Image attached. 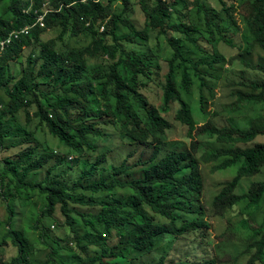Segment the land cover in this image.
Wrapping results in <instances>:
<instances>
[{
	"label": "trees",
	"instance_id": "1",
	"mask_svg": "<svg viewBox=\"0 0 264 264\" xmlns=\"http://www.w3.org/2000/svg\"><path fill=\"white\" fill-rule=\"evenodd\" d=\"M139 1L147 17L144 29L129 20L130 0H0V41L11 31L33 24L45 7L50 9L45 26L36 24L29 35L15 40L0 54V90L4 92L0 94V147L3 151L19 149L13 159L3 160L2 175L12 177L7 181L0 178V194L7 202V215L1 223L0 264H33V242L23 229L15 228L16 212L10 201L26 205L36 189L46 200L42 216L33 226L49 250L43 264H216L220 262L216 256L210 261L169 260L168 254L156 250L162 243L173 245L185 236L207 231L208 219L214 214L222 217L241 203L259 208L264 180L251 182L241 194L237 188L244 178L257 176L264 169V143L257 141L264 136V66L243 62L240 80H229L235 89L234 100L227 107L238 110L249 106L253 110L261 106L260 114L249 115L245 126L233 114L225 118L226 124L219 125L215 122L221 115L217 111L208 113L204 124H197L189 97L193 71L201 81V90L207 87L212 93L213 85L200 67L207 64L215 69L222 61L224 57L216 50L219 42L234 45L228 34L241 32L239 15L253 41L264 50V0H240L237 5L217 0L220 9L211 0ZM194 9L205 15L206 29L193 19ZM52 28H58V33L44 40L43 33ZM153 30L167 43L163 48L169 64L165 80L163 56L150 44ZM74 37L91 41L84 48L73 49L70 39ZM201 40L212 51L207 59L197 62L187 46L191 42L196 48L191 49L193 53L207 52ZM88 58L108 60L107 68H90ZM11 61L19 63L17 74L12 72ZM234 61L232 57L229 71L234 72ZM151 82L162 87L161 106L145 94ZM201 103L205 107L204 94ZM175 104L179 105L175 118L188 127L189 137L211 141L212 147L202 157L201 143H192L190 149L173 143L177 147L170 148L167 133L173 124L165 114ZM22 112L24 124L19 121ZM40 129L47 130L76 158L54 154L47 142L38 139ZM7 139L14 142L6 144ZM126 144L132 147L128 157L107 168L109 154ZM139 148L153 151L148 159L141 156L135 164L145 168L144 176L122 180L121 175L133 169L129 162ZM203 162L209 164L210 173L237 170L231 180L220 184L210 206ZM78 166L81 173L72 178L71 171ZM43 169V181H27L30 174ZM74 205L93 211L82 213ZM59 206L72 228V234L64 239L54 238L52 227L43 225V218L54 216ZM81 225L87 229L84 235L78 232ZM263 225L250 227L248 221H239L235 233L237 228L244 233L236 239L244 244L242 253L247 260L243 263L231 257L233 264L264 263ZM9 246L17 253L6 260L4 251ZM63 250L67 257H61ZM151 254L159 257L145 258Z\"/></svg>",
	"mask_w": 264,
	"mask_h": 264
},
{
	"label": "rangeland",
	"instance_id": "2",
	"mask_svg": "<svg viewBox=\"0 0 264 264\" xmlns=\"http://www.w3.org/2000/svg\"><path fill=\"white\" fill-rule=\"evenodd\" d=\"M130 11L128 13L129 20H131L139 29H144L147 25V17L146 12L143 8V5L139 0H130ZM240 0H226L227 4H235ZM211 4L215 6L216 8L220 9L221 4L217 0H211ZM120 10H122V6H119ZM225 16L224 14H222ZM193 19L196 21L197 24L201 25L203 29H206L205 27V15H199L196 9L193 10ZM237 21L239 25L241 26V32H238L237 34L230 32L228 34L229 39H231L234 43L233 46L228 45L225 42H219L216 50L221 57H224L221 62L215 64V69H211L209 65L202 64L200 69L202 73L206 76L207 82L211 83L213 85L212 93L210 90L205 87L204 91L201 90L200 84L201 81L198 77H195L194 71L192 72L194 84H193V92L192 95L189 97V101L191 102V105L193 107V115L195 118V121L197 124L201 125L207 122L208 119V113L217 111L221 115L215 119V122L219 125L226 124L225 118L229 114H233L232 116L237 117L239 123L243 126H245L246 118L250 116H257L260 114L261 106H257L253 110L249 106L247 108H240V109H232V107H227L233 100L234 97L232 95V91L235 89L233 85H230V81H236L238 82L240 80L239 73L244 68L243 62H248L253 65L261 64L264 66V50L258 44L257 42L253 41V37L250 34L247 27L242 22V18L239 15L237 17ZM123 31L125 33H129V29L123 27ZM58 33V28H52L43 33V39L47 40L48 38L56 36ZM158 30H153L151 32V39L150 44L151 48L155 49L156 52L160 57L163 56V48L167 45L165 37H161V40L157 38ZM91 39H85L82 37H74L70 39V46L73 49H79L84 48L90 43ZM127 47L129 45L125 42H123ZM201 46L206 49L207 52L204 53H193L191 49H196L195 46L189 42L187 46V52L197 61L200 62L204 59V57L207 59V53L212 51V47L207 44L204 40H201L200 42ZM141 49H143L142 46H139ZM190 50V51H188ZM232 57H235L234 61V72L229 71V63L230 59ZM166 54L161 59L162 64V77L163 80H165V75L169 71V64L167 61ZM107 61L106 59L99 58V59H93L88 58L87 63H89L90 68L93 67H99L100 69H106L107 68ZM12 70L15 74L18 73V67L19 64L16 62L13 63L11 66ZM250 74L256 73V71L249 70ZM151 89L145 90V94L149 96L151 101L155 103L158 106L162 105V96H163V90L162 87L159 86L156 82H151L150 84ZM4 92L0 90V94H3ZM205 95L206 98V104L205 107L201 103L202 95ZM55 99V98H54ZM58 100V99H55ZM225 106V107H224ZM179 109V105L175 104L173 105V108L171 112L165 114V116L171 121L173 124V128L168 131V141L170 143V148L174 149L177 147V144L173 143H181L180 148L186 149L190 148L191 143L193 139L189 137L188 127L184 126L183 124L179 123L175 116L177 114V111ZM236 111V112H235ZM234 112V113H233ZM19 121L24 124L25 123V115L24 113L19 114ZM17 128V126L15 127ZM31 129L34 128V124L31 125ZM37 137L42 142H47V144L51 147V150L56 155L61 156H71V158H76V154H69L71 151L69 148H67L64 145H61L60 142H58L56 139L52 138V136L48 133L47 130H38L37 131ZM197 138V137H193ZM204 141V149L202 153H204L208 148L212 147L211 141L207 137L202 138ZM258 142L264 143V136H260L257 138ZM14 142L13 139H7L6 144ZM132 149L129 145L120 146L117 149H115L112 153L108 156V164L105 163V166L107 168H111V163H117L121 164L125 158L128 157L129 150ZM19 151L18 148H11L9 150L3 151L0 147V178L4 175V163L3 160L5 158H14L16 153ZM153 151H147L146 149L139 148V151L137 154H135L130 162L129 165L133 166V169L129 172V174H123L121 175V179H127L132 180L134 178L138 179L144 176L145 168L142 166H136L135 164L140 160V157L148 159ZM100 155V154H99ZM97 156H93V159H95ZM56 161V160H54ZM53 161V162H54ZM52 165L51 163L48 165ZM67 165L63 166L61 169H65ZM81 167H75L71 171L70 176L72 178H77L81 173ZM204 169L207 176V198L208 202L211 200L212 196L216 194L220 188V184L224 181L231 180L233 176L237 174L236 168H231L226 171H219L216 173H210L207 165H204ZM46 176L45 169L40 170L38 172H34L30 174V176L27 178V181L29 182H41L44 180ZM7 177H12L11 174H6L5 181H7ZM264 180V169L257 174V176H254L252 178H244L240 186L237 188L238 193H243L247 191L249 188V185L253 181H262ZM1 187V182H0ZM31 192V191H30ZM31 201L27 202L28 204L24 205L21 204L20 200H17L15 202L10 201L14 205V209L16 212L14 225L15 228L20 230L23 229L25 231V235L31 239L33 242L32 250L33 255L31 257L33 264H43L48 259L49 250L45 248L42 243L39 241L40 231H36L33 229V226L37 223L38 218L42 216L43 207L46 205V200L44 196L39 195L38 189H36L33 193ZM73 207H76V209L80 210V212H92V208L82 207L79 205H74ZM7 215V202L1 197L0 194V241L2 239L3 234V226L2 221L6 218ZM74 217L80 220L82 222V217L76 213H74ZM264 218V197L260 202L259 208L255 209L253 207H247L244 205V203H241L237 206V210L234 212L230 211L226 213L223 217H213L211 218V237L220 235L226 226L228 225H234L238 227V222L241 219H244L248 221V225L250 227L252 226H259L261 224ZM58 223H60V227H58ZM43 225H46L47 227H52L51 235L54 238H67V236L72 234V228L66 224V218L63 215L61 211V207L59 206L56 210L54 216L50 217H44L43 218ZM82 227L78 228V232L80 234H85L87 232V229L81 225ZM264 230V225L263 229ZM244 233L243 229H240L237 233V236ZM264 233V231H263ZM190 236L185 239H180L178 242L174 243L173 245H169L167 243H162L158 249L156 250L157 253H166L169 256V260H179L186 256V253H190L194 249V243L191 242L190 244H187V241L190 240ZM214 242H218L217 239L213 238ZM50 242L53 243L52 240ZM72 247H76L75 243L71 244ZM243 244L236 242V243H229L225 244L223 247V250L225 253H231L236 254L242 249ZM4 251V257L6 260H11L17 253V249L13 246H9ZM134 253L137 254L135 251ZM136 254H133V256H136ZM67 257L68 252L62 251L61 257ZM158 254H151L146 255V259L148 260H154L158 258ZM144 258V259H145ZM264 264V263H262Z\"/></svg>",
	"mask_w": 264,
	"mask_h": 264
},
{
	"label": "clouds",
	"instance_id": "3",
	"mask_svg": "<svg viewBox=\"0 0 264 264\" xmlns=\"http://www.w3.org/2000/svg\"><path fill=\"white\" fill-rule=\"evenodd\" d=\"M32 4H33V1H31L30 8H31ZM49 10L50 9L48 7H45L44 11L39 13V14H45V16H46V14L48 13ZM37 16H36V18H37ZM35 21H36V19H35ZM44 21H45V17H44ZM41 27H43V26H41ZM103 28L105 30V27H102V31H104ZM6 47L2 51H4L6 49ZM1 52H0V54H1ZM194 137H197V138L192 137V139H193L192 143H195V142L201 143L202 144V151H203V149H204V141L202 139L203 137L202 138H200L198 136H194ZM192 143H191V145H192ZM190 148H191V146H190ZM186 149H188V148H186ZM202 151L199 154L200 157H202L205 153H207L206 151L204 153H202ZM204 165H209V164H207L206 162H203V169H204ZM204 171H205V169H204ZM219 190H220V188H219ZM206 192H207V190H206ZM216 194H214L212 196V198L209 202H208V198H207V205L208 206L211 205V202H212L213 198L216 196ZM213 217H220V216H216L214 214L210 218H213ZM208 222L210 225L208 226L207 231H204L205 230L204 229L198 235H194V234L188 235L191 238H190V240L187 241V244H190L191 242H193L194 243V249L190 253H186V256H184V257H188L190 260H194V261H210L213 258V256H216L217 259L220 260V262H218L216 264H233L232 262L234 260H239V261L245 263L247 260V256L242 253L243 246H244L243 243H242L243 244L242 249L236 254L225 253L223 250V247L225 244L238 242L236 237H237V233L240 229L237 228V231L235 233L236 226L228 225L225 227L224 231L220 235H218V236L213 235V238L218 240V242H214V239L211 237V228H212L211 219H208ZM238 225H239V222H238ZM234 234H235V236H234ZM188 236H185V237L187 238ZM185 237H183L182 239H185ZM239 243H241V242H239ZM263 256H264V251H263ZM231 257H235V259L230 260ZM256 264H262V263L256 262Z\"/></svg>",
	"mask_w": 264,
	"mask_h": 264
},
{
	"label": "built area",
	"instance_id": "4",
	"mask_svg": "<svg viewBox=\"0 0 264 264\" xmlns=\"http://www.w3.org/2000/svg\"><path fill=\"white\" fill-rule=\"evenodd\" d=\"M44 17H45V14H39L36 18V21L33 24L27 25V26L22 27L20 29H16V30L11 31L6 38H4L3 40L0 41V52L6 46L11 44L13 41L20 39L22 36L29 35L31 33V29L36 24L40 25V26H44L45 25ZM103 30H104V28H103ZM0 107H2L1 104H0Z\"/></svg>",
	"mask_w": 264,
	"mask_h": 264
},
{
	"label": "crops",
	"instance_id": "5",
	"mask_svg": "<svg viewBox=\"0 0 264 264\" xmlns=\"http://www.w3.org/2000/svg\"><path fill=\"white\" fill-rule=\"evenodd\" d=\"M42 38H43V35H42ZM16 62V61H11V66L13 65V63ZM18 63V62H17ZM19 64V63H18ZM12 68V67H11ZM20 70V66L18 67V72ZM12 72L14 73V71L12 70ZM15 74V73H14Z\"/></svg>",
	"mask_w": 264,
	"mask_h": 264
}]
</instances>
